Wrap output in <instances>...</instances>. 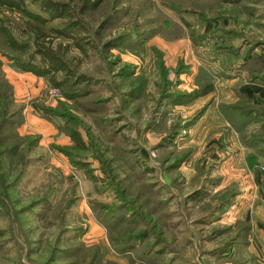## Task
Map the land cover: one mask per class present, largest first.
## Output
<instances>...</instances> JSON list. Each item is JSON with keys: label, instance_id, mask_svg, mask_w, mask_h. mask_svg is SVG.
Wrapping results in <instances>:
<instances>
[{"label": "rangeland", "instance_id": "1", "mask_svg": "<svg viewBox=\"0 0 264 264\" xmlns=\"http://www.w3.org/2000/svg\"><path fill=\"white\" fill-rule=\"evenodd\" d=\"M177 8L191 30L174 22ZM84 22L94 47L86 54L72 48L65 59L90 83L88 103L98 111L91 116L45 78L0 56L11 86L6 109L20 112L17 128L6 125L5 132L23 156L10 160L0 146V264H87L93 246L94 264H259L263 235L253 213L264 209V160L243 144L220 107L242 98L232 93L230 101L229 87L233 76L247 82L241 57L250 49L264 55V0L236 8L223 0H104ZM233 55L239 59L232 64ZM54 114H70L91 142L76 160L87 163L94 179L61 152L72 141L60 127L70 126ZM113 131L141 166L131 172L121 161L120 179L104 174L91 154V147L110 145L103 137ZM230 193L231 202H224ZM157 201L165 204L161 212ZM119 205L128 207L125 219L106 224L103 210ZM244 221L251 229L241 244L218 253ZM117 230L133 250L109 246Z\"/></svg>", "mask_w": 264, "mask_h": 264}, {"label": "trees", "instance_id": "2", "mask_svg": "<svg viewBox=\"0 0 264 264\" xmlns=\"http://www.w3.org/2000/svg\"><path fill=\"white\" fill-rule=\"evenodd\" d=\"M223 1L236 8V5L246 0ZM23 2H26V0H0V56L9 59L11 67L18 71L32 73L38 77L45 78L52 87L59 89L63 98L68 102L74 103L75 107L83 114L91 116L98 112L95 107L92 108L89 105L91 103L89 98L92 94L89 90L90 83L88 79L85 76L76 75L65 57L67 52L73 51L72 48L82 54H86L87 46L91 45V48L94 47V44L89 41L91 31L84 22V18L96 11L104 3V0H30L29 6H23ZM175 10H178L179 14H176V12L172 13L176 17L174 22L184 23L191 30L190 25L182 15V11L178 8ZM97 38H100V34H98ZM57 40L68 43L62 48L59 43L55 44ZM250 50L246 52L244 57H241V68H247V82H264V55L250 54ZM238 59V56H236L231 63L233 64ZM250 61H258L261 64L249 67ZM1 67L2 62L0 60V146L5 148L2 155L11 160L12 158H22L23 156L19 155L21 153V150H19L20 144L18 145L16 140L10 138V134L5 132V128H17L19 124L17 118H20V112L16 110L15 113H9L6 109V103L10 102V99L12 100L11 86L4 78ZM204 72L207 71L204 70ZM220 111L226 115L231 125L241 135L243 144L248 149L253 148L251 150H254L255 155L264 160V125L261 123V112L243 97L240 98V102L221 105ZM56 115L63 118L70 126L62 125L60 127L72 141V145L60 149L61 152L68 157L75 168L84 170L89 179H94L95 177H93L87 163L76 160L81 153H86L90 150L91 142L88 145L84 141L80 131L77 129L78 124H74L76 122L70 119V114H67V117L54 114V116ZM10 117H13V119H9ZM90 118L94 120V117ZM255 124L261 126L260 130L247 134V128ZM6 125L8 126L6 127ZM106 136L104 135L103 140L107 138L110 144L106 145L107 148L105 145H102L105 146V149L91 147L92 157L100 163V169L104 174L108 172L109 175V173L113 172L118 178L116 170H121V161L127 164L128 170H131V172L136 171L135 169L138 167L140 169L141 166L135 162L136 159L130 161L129 155L125 154V149L123 148L125 146L124 137V139L121 138L119 140V134H116L115 131ZM175 137V135L171 134L167 137L166 142L168 140V143L173 142ZM121 154L123 157H121ZM136 178L138 177L136 176ZM262 182L264 183V179ZM107 183L113 185L112 179H109ZM147 188L149 189V187ZM234 194L236 193L234 192ZM225 196L224 202H231L230 199L233 197L231 193L230 195L225 194ZM131 198H133L132 195ZM133 200L135 201L136 199L133 198ZM164 205V203L157 201L155 208L161 212L164 210ZM127 208V205H119L115 208L104 209L103 211H106L105 218L107 219L105 223L112 222L114 225L121 223V219L126 217L124 213L127 212ZM250 229V225H248L247 221H244L243 227L238 228L233 237L217 252L227 253L230 247H235L240 243L239 240L243 239L245 232ZM142 233V237L136 235V238L141 237L144 240L146 232L142 231ZM109 244L112 249L114 248L119 253L133 250L129 237L127 234H121V230L114 232L113 236L109 238ZM96 248V246L91 247L87 251L86 256H84L83 260L86 258L87 264L95 263L99 254Z\"/></svg>", "mask_w": 264, "mask_h": 264}, {"label": "crops", "instance_id": "3", "mask_svg": "<svg viewBox=\"0 0 264 264\" xmlns=\"http://www.w3.org/2000/svg\"><path fill=\"white\" fill-rule=\"evenodd\" d=\"M28 76L29 77H27V78L30 81H35V80L39 81V79L34 77L33 75L32 76L28 75ZM238 80H239L238 76L237 77L233 76L230 78V83H229V87L231 88V92L229 90V92L231 93L230 101H233V99H234V96H232V93H236V95L249 100L252 103V105L261 112V114H262L261 123L264 125V82L255 81L253 83H250V82L244 81V82L239 84ZM255 125H258V124H255ZM249 158H251L250 155H249ZM251 161L252 162H250V163L252 165L256 162L255 159H252ZM253 167H254V165H253ZM259 176H261V174ZM261 182H262V180H261ZM260 185H261L259 188L260 192L264 195V183L262 182V183H260ZM262 206H264V199L262 200ZM253 216L255 218H260V220L258 219L259 224L256 227H257L258 231L261 232L263 235L262 241L260 243L257 240V242L259 243V246L263 249V252H262V255L260 257H256V258H258V259H256V261L259 264H264V209L263 210L259 209V211H255L253 213Z\"/></svg>", "mask_w": 264, "mask_h": 264}, {"label": "built area", "instance_id": "4", "mask_svg": "<svg viewBox=\"0 0 264 264\" xmlns=\"http://www.w3.org/2000/svg\"><path fill=\"white\" fill-rule=\"evenodd\" d=\"M262 170H264L263 168H261Z\"/></svg>", "mask_w": 264, "mask_h": 264}]
</instances>
